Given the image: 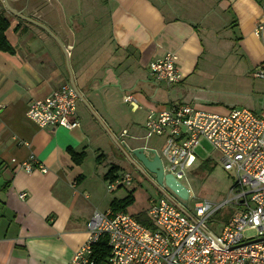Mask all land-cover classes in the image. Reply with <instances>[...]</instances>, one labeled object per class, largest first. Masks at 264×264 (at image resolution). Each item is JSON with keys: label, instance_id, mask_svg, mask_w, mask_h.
<instances>
[{"label": "crops", "instance_id": "1", "mask_svg": "<svg viewBox=\"0 0 264 264\" xmlns=\"http://www.w3.org/2000/svg\"><path fill=\"white\" fill-rule=\"evenodd\" d=\"M8 1L45 25L62 46L37 24L10 14L0 0L13 49L0 51V264H69L87 240L93 213L111 211L114 200L128 196L123 186L110 190L111 181L104 180L114 166L122 171L118 176L132 175L123 142L131 149L161 147L146 136L150 111L179 104L215 114L264 110V80L252 75L264 64V32L255 35L264 0ZM205 41L233 47L234 59L225 64L235 77L219 102L187 89L190 78L208 67ZM167 52L177 56L184 79L161 87L149 65ZM65 85H74L82 96L80 127L41 129L28 120L31 102ZM128 95L137 101L136 109L125 102ZM70 150L85 158L76 162ZM32 155L47 173L21 168ZM133 196L126 213L135 217L147 214L150 200L160 198H146L147 206L132 213L138 203Z\"/></svg>", "mask_w": 264, "mask_h": 264}, {"label": "built area", "instance_id": "2", "mask_svg": "<svg viewBox=\"0 0 264 264\" xmlns=\"http://www.w3.org/2000/svg\"><path fill=\"white\" fill-rule=\"evenodd\" d=\"M261 12L255 28L257 37L264 32V3ZM149 71L155 81L167 86L184 79L172 52L151 62ZM252 75L264 80V64ZM78 99L76 90L65 85L45 99L31 102L26 116L41 129L73 130L80 127ZM125 102L137 108L132 96L125 97ZM145 132L147 138L162 139L163 147L161 151L143 149L155 151L164 173L180 183L197 160L196 151L203 147L202 143L212 146L224 170L232 173L228 196L218 202L197 201L192 208L183 207L177 197L176 202L164 196L151 199L147 215L153 228L130 213L95 211L86 225L87 240L69 264H264V110L255 113L235 108L226 114H215L188 104L173 105L150 111ZM123 145L130 148L126 141ZM34 166L42 173L48 171L33 155L21 163L27 173H32ZM133 181L130 173H124L108 189L129 187ZM188 193L190 197L189 190ZM26 196L23 193L20 198ZM226 209L232 212L229 221L213 223L214 217ZM247 231L255 233L246 236ZM102 238L108 250L104 260L95 251Z\"/></svg>", "mask_w": 264, "mask_h": 264}, {"label": "rangeland", "instance_id": "3", "mask_svg": "<svg viewBox=\"0 0 264 264\" xmlns=\"http://www.w3.org/2000/svg\"><path fill=\"white\" fill-rule=\"evenodd\" d=\"M205 46L207 50L206 54L209 52L211 53L210 58L204 59V61L207 60V62H203L206 63L208 67H201V69L190 78L187 89H189L190 93L194 95L208 98L212 102H219L220 100H223L220 98L222 95L221 93L227 90L233 76L230 75L231 71H226L227 68L225 64L234 59L230 54L233 52V47L232 45L227 44L226 41L216 46L205 41ZM160 86L164 87L165 85L161 83ZM156 139L157 142H160L161 144V147L159 148V151H161L163 147L162 139L152 137L149 141ZM202 144L203 147L196 151L197 160L189 167L187 176L181 181L190 191V197L187 203L188 208H192L197 201L201 200L218 202L225 199L228 196L229 188L232 185V173L224 170L223 165L220 162L219 154L209 144ZM130 169L136 180L131 187L124 185L121 189L122 194H129L133 187H136L134 194L137 196L138 203L130 209V212L133 213V211L139 206H147V203L145 202L146 198H161L163 196L152 183L154 176L148 173L146 169H144V174L138 171L134 165H131ZM119 173H122V171ZM119 177L122 178V175ZM2 184L3 181L0 180V186ZM222 212L229 214L231 211L226 209ZM213 223L223 222L221 219L220 221L214 219ZM254 233L255 231H247L245 235L251 236Z\"/></svg>", "mask_w": 264, "mask_h": 264}, {"label": "water", "instance_id": "4", "mask_svg": "<svg viewBox=\"0 0 264 264\" xmlns=\"http://www.w3.org/2000/svg\"><path fill=\"white\" fill-rule=\"evenodd\" d=\"M3 5L6 11L10 14L18 17L22 20H26L29 22H33L45 29L47 33H49L53 38L59 41L54 34L45 26L39 23L32 21L31 19L22 15V13L17 12L13 9L8 0H2ZM60 43V41H59ZM62 46V44L60 43ZM72 87L76 90L79 95V98L82 99L81 94L76 89L74 85ZM123 153L125 155L124 161H128L130 164L134 165L138 171L144 174V169L147 170L148 173L154 176L153 185L157 188V190L162 194V196L169 198L172 201L174 197H177L181 200L183 207H187V201L189 198V193L187 188L177 181L172 175H167L164 173L162 161L159 155L155 151H145L143 148L131 149L126 146H123ZM139 164V165H138ZM176 202V201H175ZM179 205V203H177ZM182 208V207H181Z\"/></svg>", "mask_w": 264, "mask_h": 264}, {"label": "trees", "instance_id": "5", "mask_svg": "<svg viewBox=\"0 0 264 264\" xmlns=\"http://www.w3.org/2000/svg\"><path fill=\"white\" fill-rule=\"evenodd\" d=\"M10 24H9V20L6 18L5 16V12H0V51L3 52H8V53H13V49L10 46L7 38H6V31L8 30ZM72 158L76 161V162H80V159H84L85 158V154H77L75 153L73 150H70ZM119 171H121V169L118 166H114L111 167L108 172L104 175V180L105 182H112L115 181L116 179L119 178L118 173ZM9 186V183H5V187ZM3 190V188H2ZM133 191H131L128 196L122 200H114L111 203V211L112 212H127V209L129 207H131L135 200H134V196H133ZM227 213V212H226ZM223 212H219L214 219H216L217 221H221L222 222H227L229 221V219L232 216V212H230L229 214H225ZM136 219L146 225L147 227L153 228V225L148 217L147 214L145 213H140L139 215H136ZM213 219V220H214ZM95 251L97 254H100L102 257V260L105 259V257L108 254V250H107V241L105 238H102L100 240V242L98 243V245L95 247Z\"/></svg>", "mask_w": 264, "mask_h": 264}, {"label": "flooded vegetation", "instance_id": "6", "mask_svg": "<svg viewBox=\"0 0 264 264\" xmlns=\"http://www.w3.org/2000/svg\"><path fill=\"white\" fill-rule=\"evenodd\" d=\"M159 192V191H158ZM160 193V192H159ZM161 194V193H160ZM162 195V194H161Z\"/></svg>", "mask_w": 264, "mask_h": 264}]
</instances>
